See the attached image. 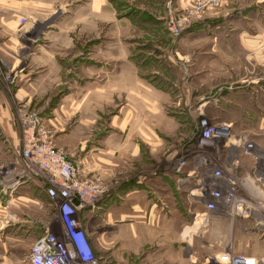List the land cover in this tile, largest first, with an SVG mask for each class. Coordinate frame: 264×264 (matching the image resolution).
<instances>
[{
    "label": "rangeland",
    "instance_id": "obj_1",
    "mask_svg": "<svg viewBox=\"0 0 264 264\" xmlns=\"http://www.w3.org/2000/svg\"><path fill=\"white\" fill-rule=\"evenodd\" d=\"M107 1L102 8L97 0H54L47 8L31 7L30 15L20 20L29 33H20L19 51H47L62 70L61 81L47 82L44 94L35 93L33 102L0 105L10 110L13 127L8 135L0 127V190L8 189V196L12 192L14 212L11 237L0 242V254L6 243L10 257L6 262L0 257V264H29L47 227L65 235L59 206L48 194L55 177L43 161H53L50 154L65 158L90 198L111 206L106 214V208L97 210L100 204L89 205L97 222L89 223L88 231V206L77 197L73 201L75 207L85 206L75 218L84 232L89 264H207L225 252L264 259V187L251 178L257 172L264 181V149L257 136L247 134L261 120H246L214 97L237 81L231 80L230 67L222 66L219 54L199 51L192 40L182 44L205 13L219 12L234 0H186L184 7L176 6V0ZM174 28L183 29L180 37ZM16 73L0 61V92L16 93ZM123 74L126 81L119 78ZM70 75L78 81H70ZM78 83L88 85L87 93L83 87L75 89ZM67 89L81 95L80 100L89 94L82 98L86 102L58 103ZM208 100L212 104L204 106ZM202 117L217 126L232 125L234 137L250 135L255 146L256 158L239 146L233 153L220 148L206 153L240 185L238 196L248 202L242 216H227L226 205L205 216L204 199L196 196L202 184L192 169ZM30 128L36 130L32 152L26 135ZM133 133L140 153L125 157L119 137ZM89 147L96 148L94 159L78 161ZM182 161L186 165L180 168ZM134 191L139 194L130 196ZM122 200L128 205L125 217L116 209ZM134 228L140 231L138 249L132 247Z\"/></svg>",
    "mask_w": 264,
    "mask_h": 264
},
{
    "label": "crops",
    "instance_id": "obj_2",
    "mask_svg": "<svg viewBox=\"0 0 264 264\" xmlns=\"http://www.w3.org/2000/svg\"><path fill=\"white\" fill-rule=\"evenodd\" d=\"M51 1L53 2L54 0H0V61L6 63L8 71L17 72L16 80L19 84L16 86L18 88L14 95H8L7 92H0L1 106L10 105L15 102V100L16 102L23 103L33 102L32 97L36 95L35 93L44 94L43 89L47 82L52 79L54 82L61 81V62L55 63L54 61L57 60L53 59L54 57H51L47 51H32L27 53V51H19L21 48L19 49L18 46L20 33L22 31L25 32L24 34L29 33L26 32L29 30L27 24L25 26L20 25L21 18L30 15L31 7L47 8ZM97 2H101L102 8H105L108 4L107 0H97ZM176 2L178 4L176 6L184 7L186 0H176ZM68 3L72 5L70 4L71 2ZM204 16L205 19L193 26L183 37L182 44L185 47V42H188V45H190L191 40L195 41L200 47L199 51H213L212 54H215V56L219 54L222 60V66L230 67L231 74L229 77L231 80L235 79L237 81L231 82L223 87L226 91L222 93L221 90L215 93L214 97L220 98V100L222 99L221 101H223L224 105H227V108L246 120H261L260 127L251 129V133L247 134L257 136L263 143V146H258H262L261 149H264V138H262L264 137V0H234L230 4L228 3L221 11H210L207 14L205 13ZM27 35L29 36V34ZM24 53H27L25 58L21 57ZM209 54L210 53L207 52L205 56ZM26 69L27 73L24 72ZM46 70L53 72V75L44 74ZM34 71L38 74L30 75V73ZM119 78L126 81L125 74L119 76ZM69 80L78 81L72 75L69 76ZM77 87L85 88L86 93L87 88H89L87 84L83 83H78L76 85L75 89L79 90ZM69 91L70 90L67 89L59 95V99L57 100L58 103L62 104L69 102L81 104L86 102V100L82 99L84 95L86 97L89 95H82L80 100L77 97L78 94L76 95L73 89L71 90L72 92ZM78 96L81 97V95ZM210 104L212 103L208 100L204 106ZM6 108L7 107L0 108V127L4 133L8 135V132L12 133L13 127L9 121L12 119L10 110ZM221 108L222 107H220V110ZM124 128L125 125L123 130ZM135 134L136 133L130 134V137L128 136L127 139L123 138V140L119 137L118 146L124 145L123 154L125 157L127 156L126 153L130 156L133 151L135 157H138L140 153L137 148V141L134 139ZM250 135L248 137H250ZM131 136L133 137L131 138ZM127 146L130 148L133 146L134 149H126ZM95 149L96 148L89 147L86 153L78 158V161L85 160L88 162L90 159L93 160L95 157ZM118 149L120 152L119 155H122V150L120 148ZM261 165L264 167L263 162ZM137 183H140V181H137ZM7 190H0V242L2 240H8L9 237H11L8 228L12 226L14 212L10 207L12 206V201L10 202L12 192H10L8 196ZM2 192H4L5 196ZM134 194L139 193L134 191L130 196ZM18 199L25 200L26 198L21 196ZM105 202L104 200H102L101 203L99 202L100 207H98L97 210H102L104 212V208H106V214H109L111 206H108L107 203L104 204ZM107 202H109L110 205L112 203L110 200ZM136 204L137 202H134V206ZM90 208L84 211V224L88 231L89 223L94 224L97 222L95 219L96 212ZM127 208V203L125 200H122L120 204L118 203L116 208L117 213L125 217ZM131 209H128V211ZM103 212H101L102 215H104ZM99 213L100 211H97V215ZM133 231L135 240L132 247L138 249L141 244L140 235H138L140 231L136 228H134ZM2 247L3 251L0 257L6 262L5 260L10 257V254H8L9 249L6 243H4Z\"/></svg>",
    "mask_w": 264,
    "mask_h": 264
},
{
    "label": "built area",
    "instance_id": "obj_3",
    "mask_svg": "<svg viewBox=\"0 0 264 264\" xmlns=\"http://www.w3.org/2000/svg\"><path fill=\"white\" fill-rule=\"evenodd\" d=\"M213 4L217 3L214 1ZM203 5V7H205L208 5V3L205 1ZM174 30L177 33V36L180 37L183 29L174 28ZM201 121V128L198 132L199 135H197V142L199 144L198 153L194 156V159L197 162L192 169V176H195L197 181L202 184L201 189L195 190L197 191L196 196L199 195L198 197L204 200H206V197H209L208 200L213 201L215 204V206L204 204L206 209L209 211L207 214H205V216L211 215L214 211H218V209L220 210V208L222 209L223 205H226V212L224 211V213L227 216L232 218L235 216H242L245 213V209L248 208L246 206L248 205V202L244 198H240L238 196L240 185L232 177V174L229 173V175H227V173H225L220 167L214 165V163L209 160L208 156H206V153L209 151V148L213 150L219 148L230 149L229 152L231 153L233 151H238L239 147V151L243 150L246 146V143L248 142L247 139L249 138L247 136L242 138L241 136L234 137L232 125L221 124L220 126H217L210 120L205 119V117H202ZM196 134L197 131L195 132V135ZM34 135L35 133L33 132V136ZM236 142H238V144ZM248 144H250L249 147L253 146L251 141ZM47 151L48 153L51 152L50 149H47ZM243 151L249 155L247 150ZM50 155L54 157L53 161H43V165L49 167L50 171L55 177V180L52 181L54 189L50 188L48 194L53 199V201L57 202V205L59 206L58 210L63 223L62 230L64 231L65 235L60 236V234H55L50 227H47L44 236L38 239L33 246L28 258L29 263L89 264L91 263L90 261L92 259L89 257V254H87L88 251L85 244L84 232L75 216L77 212L80 211V209L85 207H83V205L88 206L87 208H89V205L91 208H95L100 202L99 198H90L89 189H86L85 191L82 189L83 186L79 184L77 180H75L76 176L73 173L72 168L69 167V165H67L65 162V158L63 156H55L53 154ZM182 162L180 168L186 165V162ZM63 164L66 165L63 166ZM66 169L69 170L68 175H66L67 178L64 176ZM16 184L17 183H14L13 185ZM5 185L7 186L5 189L8 188V183ZM61 187L65 190L61 191ZM9 189L12 188L10 187ZM77 193L78 196H76ZM75 197L82 200L83 205L81 204V206L75 207V204H73ZM89 198L91 203H89ZM102 200L103 199H101V201ZM228 206L231 209L228 208ZM207 264H264V259L245 255L235 256L233 253L225 252L212 259Z\"/></svg>",
    "mask_w": 264,
    "mask_h": 264
},
{
    "label": "bare ground",
    "instance_id": "obj_4",
    "mask_svg": "<svg viewBox=\"0 0 264 264\" xmlns=\"http://www.w3.org/2000/svg\"><path fill=\"white\" fill-rule=\"evenodd\" d=\"M35 125H37V124H35ZM33 132L35 133L36 132V130H35V128H30V132H28L26 135H28L29 136V138H27L28 140V146H30V147H32V148H29V151L30 152H32V149H33V147L36 145V141L34 140V136H33ZM237 137H239V136H237ZM247 139V138H246ZM248 140V139H247ZM237 144H238V142H236ZM248 143H250V141L248 140V142L246 143V146H245V148L243 149V150H247V152L249 153V155L251 156H253L254 158H256V155L254 154L255 153V146L253 145L252 147H249V145L250 144H248ZM233 153V152H232ZM66 164H63V166H65ZM68 172H69V170H67L66 169V172H65V175L64 176H66V175H68ZM207 175H209L208 173H206ZM205 175V174H204ZM65 178H67V176L65 177ZM252 178V180H254L255 182H257V183H262V186L264 187V181H263V177L262 176H258V174H257V172H254V174H253V176L251 177ZM261 178V179H260ZM248 191V190H247ZM204 201V204L206 205H213V206H215V204H214V202L213 201H210V200H203ZM203 203V202H202ZM214 212H216V211H214ZM92 261V260H91ZM90 261V262H91Z\"/></svg>",
    "mask_w": 264,
    "mask_h": 264
}]
</instances>
